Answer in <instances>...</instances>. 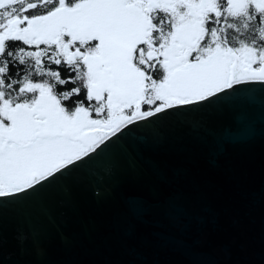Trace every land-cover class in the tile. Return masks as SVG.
Returning <instances> with one entry per match:
<instances>
[{
    "label": "snow or ice",
    "instance_id": "obj_1",
    "mask_svg": "<svg viewBox=\"0 0 264 264\" xmlns=\"http://www.w3.org/2000/svg\"><path fill=\"white\" fill-rule=\"evenodd\" d=\"M0 264H264V0H0Z\"/></svg>",
    "mask_w": 264,
    "mask_h": 264
}]
</instances>
